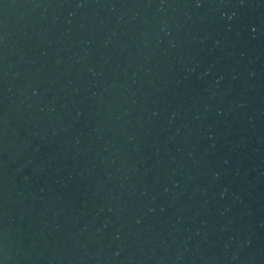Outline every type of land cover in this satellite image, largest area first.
<instances>
[{"label": "water", "instance_id": "1", "mask_svg": "<svg viewBox=\"0 0 264 264\" xmlns=\"http://www.w3.org/2000/svg\"><path fill=\"white\" fill-rule=\"evenodd\" d=\"M0 264H264V0H0Z\"/></svg>", "mask_w": 264, "mask_h": 264}]
</instances>
